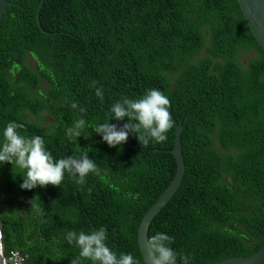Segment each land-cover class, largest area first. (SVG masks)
<instances>
[{
	"label": "trees",
	"instance_id": "obj_1",
	"mask_svg": "<svg viewBox=\"0 0 264 264\" xmlns=\"http://www.w3.org/2000/svg\"><path fill=\"white\" fill-rule=\"evenodd\" d=\"M7 1L12 5L0 20V126L23 124L24 133L45 138L54 158L85 152L99 172L83 184L65 174L59 186L22 190L20 175L0 165L5 258L18 251L22 264H71L78 250L62 234L103 226L113 251L144 264L137 228L174 175L167 152L174 124L166 141L146 146L129 134L108 147L92 130L113 101L150 88L168 97L183 124L185 172L148 237L167 233L190 264L249 256L263 245L264 52L237 0ZM93 80L104 91L102 102L89 87ZM71 100L82 114L68 108ZM44 112L46 128L28 117ZM81 116L92 128L89 138L68 141L65 130Z\"/></svg>",
	"mask_w": 264,
	"mask_h": 264
},
{
	"label": "clouds",
	"instance_id": "obj_2",
	"mask_svg": "<svg viewBox=\"0 0 264 264\" xmlns=\"http://www.w3.org/2000/svg\"><path fill=\"white\" fill-rule=\"evenodd\" d=\"M89 87L95 89V96L102 102L103 89L96 87L94 80ZM169 105L168 97L157 88L145 89L142 95L136 97L121 96L109 106L105 122L96 124L92 130L81 116L65 130V137L68 141L77 137L87 139L91 129L108 147L126 142L129 134H134L138 142L145 146L150 142L162 143L167 140L173 123ZM67 106L81 114L84 112L75 100L69 101ZM110 120L126 122L118 127L116 123H109ZM23 128L24 125L15 120L0 126V165L7 162L12 166L13 173L20 175V189L59 186L65 174L77 184H83L86 176L99 172L97 163L85 152L54 158L52 152L46 149L43 136L28 135L22 131ZM30 206L36 207V200H31ZM62 238L78 250V256L71 260V264H82V261H89L90 264H139L132 253L117 254L107 245V233L103 226L87 232L68 230ZM172 243L173 237L165 232L156 231L147 237L144 242L147 264H190L191 256L173 249Z\"/></svg>",
	"mask_w": 264,
	"mask_h": 264
},
{
	"label": "water",
	"instance_id": "obj_3",
	"mask_svg": "<svg viewBox=\"0 0 264 264\" xmlns=\"http://www.w3.org/2000/svg\"><path fill=\"white\" fill-rule=\"evenodd\" d=\"M237 2L244 17V20L247 26L249 27L254 39L257 41L262 51L264 52V0H237ZM8 5H12V3L7 0H0V20L2 17H6V7ZM40 6L41 3L37 8V23ZM169 112L174 124V142L172 148L167 150V152L173 156L176 164V169L172 179L170 180L166 188L154 201V203L149 207V209L145 212L138 225L137 243L144 264H147V253L144 250V242L145 239L148 237L149 225L154 216L166 205V203L173 197L177 189L180 187L185 172V163L184 158L182 156V146L180 142L183 124L181 121L177 122L176 119L172 116L170 110ZM156 151H158V149ZM0 264H7L6 258L3 254V245L1 237ZM206 264H264V243L260 248H258L254 253L249 256L224 258L222 260H217L212 263Z\"/></svg>",
	"mask_w": 264,
	"mask_h": 264
},
{
	"label": "rangeland",
	"instance_id": "obj_4",
	"mask_svg": "<svg viewBox=\"0 0 264 264\" xmlns=\"http://www.w3.org/2000/svg\"><path fill=\"white\" fill-rule=\"evenodd\" d=\"M27 65H29L30 67H35L36 65V61L35 59H30L28 58V61L26 62ZM175 78V75H171L170 76V79L173 81ZM30 119H35V121L37 123H39L42 127L46 128L47 127V123H49L50 119L49 117L47 116V114L44 112L42 115H41V118H34L33 115H29L28 116Z\"/></svg>",
	"mask_w": 264,
	"mask_h": 264
},
{
	"label": "built area",
	"instance_id": "obj_5",
	"mask_svg": "<svg viewBox=\"0 0 264 264\" xmlns=\"http://www.w3.org/2000/svg\"><path fill=\"white\" fill-rule=\"evenodd\" d=\"M6 262L7 264H22V257L18 251H10Z\"/></svg>",
	"mask_w": 264,
	"mask_h": 264
},
{
	"label": "flooded vegetation",
	"instance_id": "obj_6",
	"mask_svg": "<svg viewBox=\"0 0 264 264\" xmlns=\"http://www.w3.org/2000/svg\"><path fill=\"white\" fill-rule=\"evenodd\" d=\"M28 58H30V59H32V60L34 59L31 55H27V56H26V62L28 61Z\"/></svg>",
	"mask_w": 264,
	"mask_h": 264
}]
</instances>
